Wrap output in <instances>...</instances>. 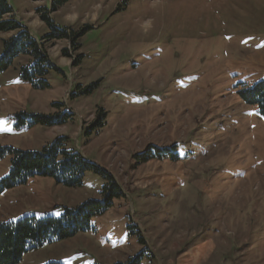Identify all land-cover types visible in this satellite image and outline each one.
Returning <instances> with one entry per match:
<instances>
[{
    "label": "rangeland",
    "instance_id": "1",
    "mask_svg": "<svg viewBox=\"0 0 264 264\" xmlns=\"http://www.w3.org/2000/svg\"><path fill=\"white\" fill-rule=\"evenodd\" d=\"M7 1L31 38L49 33L37 11L49 13L51 0ZM49 18L76 46L46 43L55 69L43 89L19 77L30 57L0 73V146L40 151L63 138L122 195L89 231L19 264L139 253L141 264H264V120L240 99L264 80V0H68ZM15 34L0 33V57ZM34 115L63 124H22ZM104 175L86 172L78 188L34 177L0 194V222L98 201Z\"/></svg>",
    "mask_w": 264,
    "mask_h": 264
},
{
    "label": "trees",
    "instance_id": "2",
    "mask_svg": "<svg viewBox=\"0 0 264 264\" xmlns=\"http://www.w3.org/2000/svg\"><path fill=\"white\" fill-rule=\"evenodd\" d=\"M67 1L51 0L49 13L44 10L37 11L49 33L34 40L27 30L12 18V10L8 1L0 0V33H16L8 41L3 42L0 73L6 71L15 59L30 57L31 62L20 68L19 77L24 82L30 83L35 89L47 87L48 72L51 68H55L49 62L46 43L64 40L68 41L71 47L76 46L73 39L74 32L67 28H56L49 18V15ZM67 55L63 51V56ZM76 62L77 60L74 61V64ZM240 99L246 105L254 106L259 117L264 120V80L245 89L240 94ZM22 124H27L28 127L39 125L49 128L63 124V122L56 116L34 115L30 120L23 119ZM63 141V138H58L53 143L42 147L40 151H22L0 146V161L6 156H10L8 175L0 180V194L24 185L34 177H49L57 185L78 188L82 185V178L86 172L104 175L79 154L66 150ZM155 153H158V150L155 149ZM146 155L142 160L148 161L153 157L149 150ZM104 177L109 183L104 186L98 201L87 200L73 208L64 207L63 213L58 218L25 217L16 222H0V264H19L22 256L28 251L89 231L91 219L104 214L112 206V199L122 195L113 179L106 174ZM142 254L139 253L124 262L113 264H141Z\"/></svg>",
    "mask_w": 264,
    "mask_h": 264
}]
</instances>
